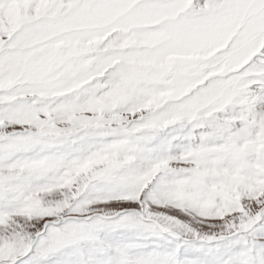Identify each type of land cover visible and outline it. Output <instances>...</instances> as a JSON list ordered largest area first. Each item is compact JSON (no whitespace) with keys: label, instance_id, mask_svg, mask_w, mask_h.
Segmentation results:
<instances>
[{"label":"snow or ice","instance_id":"obj_1","mask_svg":"<svg viewBox=\"0 0 264 264\" xmlns=\"http://www.w3.org/2000/svg\"><path fill=\"white\" fill-rule=\"evenodd\" d=\"M0 264H264V0H0Z\"/></svg>","mask_w":264,"mask_h":264}]
</instances>
